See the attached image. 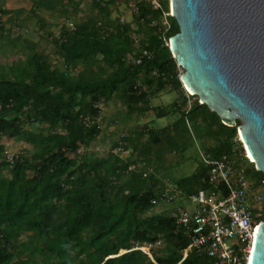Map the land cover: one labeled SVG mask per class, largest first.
Wrapping results in <instances>:
<instances>
[{"label": "trees", "instance_id": "16d2710c", "mask_svg": "<svg viewBox=\"0 0 264 264\" xmlns=\"http://www.w3.org/2000/svg\"><path fill=\"white\" fill-rule=\"evenodd\" d=\"M30 1L29 11L0 5L10 25L0 21V54H21L11 65H0V141L31 146L29 156L0 164V264H215L197 250L184 259L187 229L177 224L174 210L156 212L168 204L160 200L166 191L178 193L170 205L180 206L179 200L212 188L210 167L201 158L192 175L172 180L159 175L167 169V155L187 161L194 133L203 141L201 153L228 156L263 192L264 174L239 139L241 122L224 125L184 88L169 46L180 32L176 19L166 16L170 0H159L161 8L124 0L137 10L132 22L118 14L119 0H89L91 13L82 17L86 0ZM44 11L64 18L54 40L60 65L37 42L12 35L14 27L28 32L31 17L45 29L39 15ZM167 89L177 93L176 100L154 107L152 100ZM111 102L125 107V121L149 112L175 120L163 128L133 126L122 142H113L114 150L132 148L129 159L114 150L97 158L88 150L103 133L101 107ZM5 146L0 144V155ZM255 214L264 220V210ZM158 241L162 245L152 259L134 250Z\"/></svg>", "mask_w": 264, "mask_h": 264}, {"label": "water", "instance_id": "95a60500", "mask_svg": "<svg viewBox=\"0 0 264 264\" xmlns=\"http://www.w3.org/2000/svg\"><path fill=\"white\" fill-rule=\"evenodd\" d=\"M180 32L170 39L186 91L239 138L264 174V0H170ZM250 159V158H249ZM248 264H264V220Z\"/></svg>", "mask_w": 264, "mask_h": 264}, {"label": "built area", "instance_id": "2783aa9c", "mask_svg": "<svg viewBox=\"0 0 264 264\" xmlns=\"http://www.w3.org/2000/svg\"><path fill=\"white\" fill-rule=\"evenodd\" d=\"M144 1L151 2L155 8H161L159 0ZM164 23L168 25L167 20ZM143 55L147 56L148 52L145 51ZM138 63H141V59ZM113 152L122 154L127 151L120 147ZM18 156L6 145L0 155V164L6 161L13 165ZM201 158L210 167L212 188L190 197L189 200L197 204L193 212L184 206H176L173 212L177 224L187 229L190 238V245L183 252L184 259L190 252L197 250L207 254L215 264H248L255 231L261 222L260 215L255 214V207L256 203H264V192L254 198L253 182L246 168L236 167L228 156L211 159L201 153ZM178 196V193L166 191L160 200L172 204ZM157 203L155 199L153 204ZM161 245V241H158L155 244L137 245L134 250H141L152 259L153 249Z\"/></svg>", "mask_w": 264, "mask_h": 264}, {"label": "rangeland", "instance_id": "374dc122", "mask_svg": "<svg viewBox=\"0 0 264 264\" xmlns=\"http://www.w3.org/2000/svg\"><path fill=\"white\" fill-rule=\"evenodd\" d=\"M0 5L8 10H18L24 9L25 11H29L33 4L30 0H0ZM119 15L124 22H132L135 12L133 2L129 4L125 3L124 0H119L118 4ZM82 13L79 17L85 16L86 14L91 13V6L90 1L86 0L82 4ZM39 15L44 18L46 23V28L41 29L40 22H38V18L31 17L28 20L27 27L28 32L22 31L18 29V27H14L12 31V35L16 36L19 33L24 34L26 37H29L32 41L37 42L39 44V51L47 54L50 60L55 65H60L61 61L58 56L55 54V45L54 40L60 34L61 25L64 23V18H60L59 12L52 14L49 12H40ZM167 15H171L170 13ZM24 15V17H27ZM115 16L117 14L115 13ZM8 16H0V21L5 23L7 27L10 25L8 24ZM69 27H72V24L69 23ZM21 54H12L9 55H2L0 54V65H11L13 61L19 59ZM181 74L184 73L183 69L179 70ZM188 92V91H187ZM188 95L189 92H188ZM192 96V95H191ZM177 98L176 92H169L168 89L159 97H156L152 100V105L154 107H162L173 103ZM195 100V98L190 99L189 105ZM102 119L100 121L103 133L100 138L94 142L90 150L88 152L93 156L99 158L105 156L108 152L113 151L112 148L113 142L121 141L120 138L125 136L133 126L141 127L142 125H149L154 126L156 128H163L166 127L175 120L174 116L165 117V118H156L153 112H149L143 116H133L131 119L124 120L125 114V107L122 106L119 102H111L110 104L102 105ZM124 120V121H123ZM191 129V128H190ZM130 133V132H129ZM191 142L189 143V147L185 153L187 157V161L184 163H180L181 155L179 154H169L167 155L165 166L167 167L166 170L160 172L159 175L166 174L168 177H171L172 180H179L185 177L192 175L199 166L201 161V146H202V139L197 136V134L191 133ZM240 139V138H239ZM122 142V141H121ZM124 143V142H123ZM0 144L8 145L11 150L15 154L19 155H30L31 146L23 142H17L14 140H1ZM126 153H122L123 158L129 159L132 157V148L126 149ZM84 153V150H82ZM136 159V158H135ZM180 163V164H179ZM141 165V164H139ZM154 168H150V172H153ZM147 173V172H145ZM253 186V185H252ZM263 193V189L253 187L252 189V196L256 198L258 195ZM180 206H184L189 211H194L196 209V202L193 200H179L177 203ZM176 206L163 204L157 207L156 212L164 211V210H174ZM256 210L262 211L264 208V203H256ZM155 212V211H154ZM172 212V211H171ZM26 236L22 238L25 240ZM159 250V249H158ZM156 250V252L158 251Z\"/></svg>", "mask_w": 264, "mask_h": 264}, {"label": "bare ground", "instance_id": "6f19581e", "mask_svg": "<svg viewBox=\"0 0 264 264\" xmlns=\"http://www.w3.org/2000/svg\"><path fill=\"white\" fill-rule=\"evenodd\" d=\"M249 158H250L251 161H253L252 158H251L250 156H249Z\"/></svg>", "mask_w": 264, "mask_h": 264}]
</instances>
